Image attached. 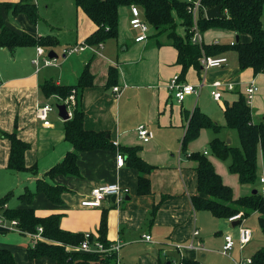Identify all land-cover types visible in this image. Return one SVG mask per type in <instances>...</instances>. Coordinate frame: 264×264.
<instances>
[{"label":"crops","instance_id":"obj_1","mask_svg":"<svg viewBox=\"0 0 264 264\" xmlns=\"http://www.w3.org/2000/svg\"><path fill=\"white\" fill-rule=\"evenodd\" d=\"M19 1L0 0V31L3 20L19 33H27L35 38L50 36L57 41V45L42 46L53 62L39 66L34 63L37 47L20 46L10 50L0 46V65L5 68L6 74L2 77L3 72L0 71V197L13 192L7 207L31 206L38 216L59 213L62 215L60 223L63 229L76 233L89 232L96 239H99L102 217L107 216V240L110 245L122 244L119 251L112 252L116 259L111 264H171L183 260H195L200 264H222L223 261L235 264V260L248 256L253 258L264 245L257 250L249 249L247 253V245L241 249L236 242L229 254L222 251L225 234L231 233L237 238L238 225H245L248 217L234 224L229 219L221 220L209 210L195 208L192 198L199 194L198 162L190 155L194 152L207 155L224 183L233 188L235 198L251 194L255 186L260 190L264 188L261 180L264 176L262 153L259 154L260 181L250 186L241 184L238 175L230 172L227 163L213 155L210 147V141L215 137L233 144V138L226 129L230 127L226 125L224 111L240 93L246 94V88L253 79L259 85V92L251 105L252 120L254 123L264 122V100L259 96L264 92V73L255 74L252 68L241 69L239 59L237 66L231 65L230 57L226 54L229 49L213 56L227 57L223 66L205 71L200 62V66H191L182 78L178 49L168 34L160 33L147 22L148 38L136 41L140 30L130 24L131 5L119 9L117 38L65 55L66 48L88 44L87 38L97 29L94 21L76 5L75 0L68 10L57 6L59 0H27L38 11L37 21L31 19L25 8L17 10L7 4ZM141 12L144 17L142 9ZM262 22L264 25V12ZM176 31L181 36L187 33L186 26L182 24L176 27ZM206 32L202 34L207 44L233 45L238 41L237 36L239 40L250 39L248 35L240 36L231 31L233 38L222 43L216 38L206 40L205 34L209 35L208 30ZM50 51L56 55L50 57ZM44 67L59 70L41 75ZM86 67L92 74L93 82L74 89L76 94L75 104L71 106L72 114L77 106L84 112L85 128L107 132L110 143L115 144L116 148L81 151L78 155L79 174H60L50 179L46 173L62 161L73 146L66 138V120L60 114V121L50 119L51 126H44L37 117V104L47 100L40 86L46 80L75 85ZM112 69L115 74L110 81ZM176 74L182 81L193 84L201 82L205 76L206 85L198 96L190 95L180 102L168 88ZM216 80L224 83L220 88V100L214 99L211 94L212 83ZM229 84L233 87L229 88ZM243 84L244 91L241 88ZM115 86L120 87L118 92L114 90ZM206 89L210 98L208 103H203L200 100ZM196 108L206 113L216 125L203 128L200 136L189 142L184 151L185 134ZM141 125L152 132L148 142L139 136ZM15 130L20 139L30 144L25 156L26 165L36 168L37 172H18L9 168L11 141L4 134ZM134 147L137 156L150 165V171H141L138 164L132 161L130 152L122 153L121 148ZM118 154L124 156L122 166L118 165ZM142 174L150 179L151 192L140 193L139 176ZM43 178L65 186L61 203L50 201L44 192H37L31 204L20 197L28 189L35 191L38 180ZM108 183L129 188L124 200L118 201L113 196L107 197L100 207L82 205L94 187ZM204 212L209 215L205 214L207 220L215 223L211 230L205 227ZM0 218V246L13 252L17 264H53L54 260L49 256L30 258L28 248L32 245L31 236L19 231L16 226L10 228L11 219L6 218L2 209ZM195 228L200 230L197 241L204 244L205 250L183 249L181 252L171 247V242L188 243ZM9 233L21 234V237L10 236ZM147 234L151 235V240L145 239L144 235Z\"/></svg>","mask_w":264,"mask_h":264},{"label":"trees","instance_id":"obj_2","mask_svg":"<svg viewBox=\"0 0 264 264\" xmlns=\"http://www.w3.org/2000/svg\"><path fill=\"white\" fill-rule=\"evenodd\" d=\"M97 25V29L87 38L90 45L104 43L110 38H117L119 33V9L121 6L138 5L144 12L146 22L152 25L160 33L168 34L174 46L178 49V63L182 65L181 77L183 78L191 66H200L203 55L215 56L235 49L238 53L240 68L245 70L252 68L255 74L264 73V25L262 16L264 12V0H202V7L198 17L200 30L205 33L213 27H225L241 35H248L249 40H238L235 44H202L192 41L193 15L188 10L186 0H75ZM9 6L25 8L32 20L39 18L34 4L21 0L7 3ZM222 4L224 17L208 18L206 10ZM178 20H181L179 22ZM185 25L187 33L181 36L176 27ZM57 41L50 36L37 38L19 33L6 23L1 24L0 46L14 50L20 46H44L53 47ZM115 70H110V81ZM93 82L92 74L88 67L84 69L80 80L75 85H61L54 80H46L41 86L42 94L49 98L57 95L63 99L70 96L74 89L83 88ZM112 83V82H111ZM226 125L236 129L240 145L227 143L225 140L215 137L210 141L213 155L226 162L230 172L238 175L243 185L255 186L260 179L259 154L263 157L264 171V122L254 123L252 109L247 102L246 94L240 93L233 103L228 104L225 111ZM66 138L71 142L73 150L69 151L64 159L55 164L46 173L50 179L57 175L79 174L78 155L81 151L98 148H116L110 143V138L105 131L86 129L84 126V112L77 106L73 109L72 117L65 122ZM216 125L214 121L199 108H196L191 116L183 142V150H187L189 142L200 136L203 128ZM11 141V153L9 168L18 172H37V169L26 165V151L30 144L20 139L17 130L13 133H5ZM122 153L130 152L132 161L136 162L141 171H150L151 167L136 154V147L121 148ZM190 157L198 162V189L199 194L192 198L196 209L211 211L216 217L229 219L242 212V219L258 212L259 222L264 234V192L256 186V193L235 198L234 190L224 183L222 176L216 171L212 161L202 152H194ZM65 186L54 184L46 178L39 179L35 191L28 189L21 198L28 204L37 192H44L50 201L62 202V193ZM140 193L151 192L150 179L145 175L139 176ZM13 192L0 197V209L7 219L19 221L23 233H34L39 227L43 228L44 238L28 248L30 258L49 256L53 264H111L115 261V253H92L79 251L71 246H77L84 240L85 233H76L61 227V214L53 213L48 216H38L31 206L27 208H9L7 202ZM106 214V213H105ZM240 220V222L242 221ZM94 240V238H92ZM99 240L106 246L107 240V216L102 217L99 229ZM183 264H200L198 261L184 260ZM0 264H17L13 252L0 246ZM253 264H264V247L253 256Z\"/></svg>","mask_w":264,"mask_h":264},{"label":"built area","instance_id":"obj_3","mask_svg":"<svg viewBox=\"0 0 264 264\" xmlns=\"http://www.w3.org/2000/svg\"><path fill=\"white\" fill-rule=\"evenodd\" d=\"M188 2V10L192 13L194 17V24L192 28L193 36L192 41L195 43L202 44L203 43V34L199 28L198 25V16L200 13V9L202 7V0H187ZM131 13L132 18L130 19V24L133 28L140 30V33L138 36H136V41L140 42L143 40H146L148 38V32H149V24L146 22L145 17H143V14L141 12V9L138 5L132 4L131 5ZM92 46L87 43H83L80 46H74L69 47L64 50V54H72L75 52H78L80 50H84L86 47ZM41 61L45 65L51 64L53 62L52 59L48 58L46 56V50L42 46L37 47V57L34 59V63L39 66L41 64ZM200 62L203 66V69L207 71L210 68L214 67H221L227 62V57H213V56H207L203 55L200 59ZM204 79L201 80V82L197 84H193L190 82H184L180 79L179 75H175L169 82L168 88L169 90L174 94V96L177 98L178 101H183L190 95H199L202 89L206 85V77L203 76ZM224 85V83L220 80H216L212 83V91L211 94L216 100H220L222 97V92L220 91V88ZM232 84H229V88H232ZM115 91H119L120 87L115 86ZM259 92V85L257 82L253 79L250 81L246 88V98L248 104L251 106L253 104V101L255 99V96ZM75 94L76 91L74 90L73 93L68 96L66 99H63L57 95L51 96L46 101H41L36 106V115L37 117L43 121L44 126H51L52 122L50 120V115L55 109L59 111L58 105L65 103L67 105V108L70 112V115L72 114L71 106L75 104ZM55 97L57 100H59V104L55 106L53 103L50 102V99ZM140 138L144 142H148L152 138V132H150L146 127L141 126L138 130ZM117 162L118 165L122 166L124 164V156L122 154H118L117 156ZM262 182L264 183V176L261 178ZM129 188L121 186L118 183H108L103 184L100 186H96L91 190V194L88 198L84 199L82 201L83 206L87 207H100L103 203V201L107 197H116V200L122 201L125 198V195L128 193ZM264 192V188H263ZM242 219V213H238L232 217L229 218L230 221L235 220H241ZM244 219H242L241 222H243ZM2 223V219L0 218V224ZM18 227L19 231L24 232L20 226L19 221L16 219L11 220V226L12 227ZM238 235L237 238L231 234H225V243L223 246V253L229 254V251L235 246L236 242L239 243V246L241 249H244L245 246L252 240L253 237V230L252 228H249L243 224L240 223L238 225ZM32 238V246L35 245L39 240L44 238L43 235V228L39 227L37 232L31 233L28 232ZM200 234V230L198 228H195L192 233L191 240L188 243H169L173 249L183 251V249H193V250H205L204 244L200 241H197V238ZM146 240H151V235H144ZM94 238V240H92ZM122 244L116 243L114 245L106 246L102 241L99 239H96L92 233H85L84 240L81 244L77 246H71L79 251H85V252H92V253H109V252H117L120 250ZM171 264H182V262L173 261ZM235 264H253V258L251 257H244L240 260H235Z\"/></svg>","mask_w":264,"mask_h":264},{"label":"rangeland","instance_id":"obj_4","mask_svg":"<svg viewBox=\"0 0 264 264\" xmlns=\"http://www.w3.org/2000/svg\"><path fill=\"white\" fill-rule=\"evenodd\" d=\"M43 1H45V0H41L40 2H43ZM56 4H57V6L59 8H65L66 10H68L73 5V0H59ZM179 31L183 32L182 31V28H179ZM205 33H207V32H205ZM208 34L209 35H206L205 34L206 40H208V39L214 40L216 38V39L221 40L222 43L223 42L230 41L233 38V34L231 33V30H229V29H227L225 27H215V28L213 27V28H211V29L208 30ZM226 54L230 57V63H231V65L237 66V64H238V53H237V51L235 49H231L230 51H227ZM75 55H77V54H75ZM61 59L62 58H60V60ZM41 63H43V61H41ZM27 66H28V63H27ZM33 69H34V67H33ZM58 70H59V68L44 67L41 70V75H43L45 72L51 73L53 71L56 72ZM0 71L3 72V76L2 77H5V75H6L5 74V68L3 66H1V65H0ZM48 71H51V72H48ZM241 88L244 91L245 90V84H243L241 86ZM236 95L237 94L235 93V96ZM259 96H260L261 99L264 100V92H261V94ZM49 98H47V99H49ZM209 98H210L209 90L206 89V90H204L203 95H202L200 101L203 102V103L204 102L205 103H208V99ZM50 102L53 103L55 106H57V104H59V100H57L55 97L51 98L50 99ZM50 119L53 120V121H56V120L60 121L61 120L59 118V111L57 109H55V111H53L51 113ZM141 126H144V125H141ZM226 129L230 132L231 137L233 138V141H234L233 142V145H240V140H239V136H238L237 130L236 129H233V128H226ZM259 181H260V179H259ZM20 197H22V196H20ZM240 213H242V212H240ZM203 214H204L203 219H204L205 227H207L209 230L213 229L215 223L207 220V216H209L207 212H204ZM205 214H207V216ZM258 216L259 215L256 214V213L255 214H251L248 217V220L244 223L246 226L252 228L253 231H254V237H253L252 241L249 244H247V246H246L247 253H249V251H250L249 249H255V250H257L258 248L262 247L261 245H264V235H263V232H262V229H261V226H260V222H259V217ZM221 220H223V219H221ZM216 222H218V221H216ZM11 234H13V233H11ZM11 234L9 233L8 235L11 236ZM14 235L21 237V234L19 235V234H16L15 233V234H13V236ZM215 241H217V240H215ZM248 257H251V256H248ZM222 264H228V263H227V261H223Z\"/></svg>","mask_w":264,"mask_h":264},{"label":"water","instance_id":"obj_5","mask_svg":"<svg viewBox=\"0 0 264 264\" xmlns=\"http://www.w3.org/2000/svg\"><path fill=\"white\" fill-rule=\"evenodd\" d=\"M222 7L223 5L219 4L213 8L206 10L207 17L208 18L224 17L225 14L222 12ZM237 40H239V36H237ZM53 55H56L54 51H50L49 56L52 57ZM58 108H59V114L64 120H68L71 118L70 112L65 103L59 104ZM256 191H257L256 189L253 190V193H256ZM113 198L115 199L116 197L114 196ZM239 223H240V220L234 221V224H239Z\"/></svg>","mask_w":264,"mask_h":264}]
</instances>
